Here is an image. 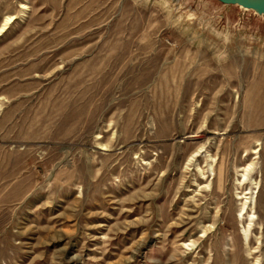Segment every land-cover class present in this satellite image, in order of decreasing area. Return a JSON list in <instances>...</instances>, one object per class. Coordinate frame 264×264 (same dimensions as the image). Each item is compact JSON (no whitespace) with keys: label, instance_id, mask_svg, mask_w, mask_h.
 <instances>
[{"label":"rangeland","instance_id":"rangeland-1","mask_svg":"<svg viewBox=\"0 0 264 264\" xmlns=\"http://www.w3.org/2000/svg\"><path fill=\"white\" fill-rule=\"evenodd\" d=\"M11 16L0 264H264V16L0 0Z\"/></svg>","mask_w":264,"mask_h":264},{"label":"bare ground","instance_id":"bare-ground-1","mask_svg":"<svg viewBox=\"0 0 264 264\" xmlns=\"http://www.w3.org/2000/svg\"><path fill=\"white\" fill-rule=\"evenodd\" d=\"M218 1H220L224 5L237 6L241 9L252 11V12L256 13L257 15L264 16V0H246V2H244V3H231V2H226L225 0H218ZM22 8L25 9L26 6H22ZM233 15H235V14H233ZM13 19H15L14 16L8 17L5 20V22L0 26V35H2V33H4L6 31V29L8 28V25L13 21Z\"/></svg>","mask_w":264,"mask_h":264},{"label":"water","instance_id":"water-1","mask_svg":"<svg viewBox=\"0 0 264 264\" xmlns=\"http://www.w3.org/2000/svg\"><path fill=\"white\" fill-rule=\"evenodd\" d=\"M226 2H231V3H244L246 0H225Z\"/></svg>","mask_w":264,"mask_h":264}]
</instances>
